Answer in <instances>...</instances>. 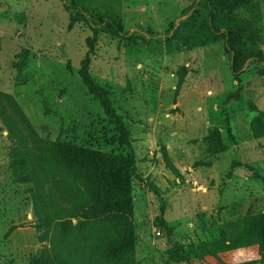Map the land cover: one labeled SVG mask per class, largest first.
I'll return each mask as SVG.
<instances>
[{"label": "rangeland", "instance_id": "1", "mask_svg": "<svg viewBox=\"0 0 264 264\" xmlns=\"http://www.w3.org/2000/svg\"><path fill=\"white\" fill-rule=\"evenodd\" d=\"M201 3L0 0V92L16 100L38 136L134 154V264H170L165 254L173 244L216 239L224 225L264 212V137L257 136L264 65L249 64L237 84L224 42L185 49L173 41L170 24L176 27L183 10ZM64 5L76 8L66 12ZM259 5L264 37V0ZM70 13L82 18L68 31ZM106 21L120 24L122 32L107 33ZM90 27L98 33L92 77L111 93L130 151L112 143V127L77 76ZM15 146L0 121V264H29L50 247L51 227L37 230L32 185L13 181L9 155ZM162 146L180 178L165 166ZM61 184L52 178L46 191L61 194ZM158 217L170 236L155 225ZM75 223H65L63 232L71 234ZM218 258L206 264H264L257 246Z\"/></svg>", "mask_w": 264, "mask_h": 264}, {"label": "trees", "instance_id": "2", "mask_svg": "<svg viewBox=\"0 0 264 264\" xmlns=\"http://www.w3.org/2000/svg\"><path fill=\"white\" fill-rule=\"evenodd\" d=\"M71 8L76 6L64 5L66 12ZM241 13L245 16L242 17ZM80 18L70 13L68 31L80 22ZM182 18L185 19L176 27L170 24L171 39L185 49L224 42L235 83H240L249 64L264 65L259 0H202L199 7L193 4L183 10ZM101 24L109 34H119L123 30L114 21ZM90 30L92 36L85 41L86 52L77 76L112 127L115 133L112 143L130 151V135L123 118L113 107L111 93L98 86L92 77L90 66L96 55L98 33L92 27ZM179 72L185 75L186 71L181 68ZM183 74L176 91L183 84ZM260 76L264 79V68ZM238 94L232 98L237 99ZM259 119L262 132L257 136L262 138L264 112H259ZM0 121L17 142L9 155L13 181L32 185L30 192L38 217L37 230L51 227L48 233L50 247L33 257L29 264H134L132 203L137 170L134 154L131 151L126 155L102 152L60 139L46 141L38 136L16 100L1 92ZM218 149L222 151L221 147ZM161 154L167 169L180 178L164 146ZM52 178L61 180V194L46 191L45 186ZM163 212L164 206L161 205L160 213ZM72 220L76 223L72 233L67 235L63 232L64 224ZM155 225L171 235L172 231L162 217L156 218ZM224 227L216 239L189 245L173 244L166 251L167 262L206 264L209 259L219 260L218 256L223 253L254 246L264 258V212L247 214Z\"/></svg>", "mask_w": 264, "mask_h": 264}]
</instances>
